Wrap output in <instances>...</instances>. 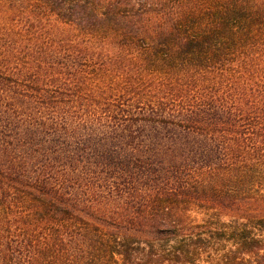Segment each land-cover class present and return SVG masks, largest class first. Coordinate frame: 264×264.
Here are the masks:
<instances>
[{
    "label": "trees",
    "instance_id": "trees-1",
    "mask_svg": "<svg viewBox=\"0 0 264 264\" xmlns=\"http://www.w3.org/2000/svg\"><path fill=\"white\" fill-rule=\"evenodd\" d=\"M0 264H264V0H0Z\"/></svg>",
    "mask_w": 264,
    "mask_h": 264
}]
</instances>
